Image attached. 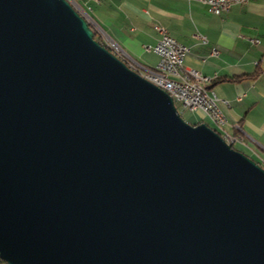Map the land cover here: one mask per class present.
<instances>
[{
  "label": "water",
  "instance_id": "obj_1",
  "mask_svg": "<svg viewBox=\"0 0 264 264\" xmlns=\"http://www.w3.org/2000/svg\"><path fill=\"white\" fill-rule=\"evenodd\" d=\"M0 259L264 264V167L69 0H0Z\"/></svg>",
  "mask_w": 264,
  "mask_h": 264
},
{
  "label": "crops",
  "instance_id": "obj_2",
  "mask_svg": "<svg viewBox=\"0 0 264 264\" xmlns=\"http://www.w3.org/2000/svg\"><path fill=\"white\" fill-rule=\"evenodd\" d=\"M71 1L146 66L160 59L153 50L160 38L155 26L167 28L189 48L185 67L212 78L208 87L221 99L228 129L241 131L235 133L241 136L236 146L264 165V0L236 4L220 15L187 0ZM214 48L219 50L216 55ZM189 111L192 123L210 121L200 110ZM0 264L7 263L0 259Z\"/></svg>",
  "mask_w": 264,
  "mask_h": 264
},
{
  "label": "built area",
  "instance_id": "obj_3",
  "mask_svg": "<svg viewBox=\"0 0 264 264\" xmlns=\"http://www.w3.org/2000/svg\"><path fill=\"white\" fill-rule=\"evenodd\" d=\"M69 1L92 26L96 39L123 60L130 69L165 90L174 99L176 107L177 103L180 105L179 108L177 107L180 114L187 110L202 111L224 140L232 147H237L239 141H235V133H241V131L231 132L228 129V118L221 106V99L213 89L208 87L212 82V78L199 70L185 67L184 60L189 48L173 37L167 28L160 25L155 26L160 38L153 50L159 55L160 59L155 66H146L132 58L104 29L91 22L83 10L71 0ZM187 1L201 2L217 15L229 12L236 4L248 2V0ZM200 38L203 42H206L204 36L200 35ZM250 41L253 44L259 43L258 39H251ZM212 53L216 55L219 50L214 48ZM160 69H169V77H160Z\"/></svg>",
  "mask_w": 264,
  "mask_h": 264
},
{
  "label": "rangeland",
  "instance_id": "obj_4",
  "mask_svg": "<svg viewBox=\"0 0 264 264\" xmlns=\"http://www.w3.org/2000/svg\"><path fill=\"white\" fill-rule=\"evenodd\" d=\"M179 104L177 103V107L179 108ZM181 115H182V117L187 121V122H189V123H192V121L189 119L190 118V111L189 110H187V111H185V112H183V113H181ZM206 124H208L209 126H213L212 125V123L210 122V121H208V120H205L204 121ZM238 149H240V150H242L241 148H239V146L237 147Z\"/></svg>",
  "mask_w": 264,
  "mask_h": 264
},
{
  "label": "bare ground",
  "instance_id": "obj_5",
  "mask_svg": "<svg viewBox=\"0 0 264 264\" xmlns=\"http://www.w3.org/2000/svg\"><path fill=\"white\" fill-rule=\"evenodd\" d=\"M160 77H169V69H160ZM215 129V128H214ZM217 131V130H216ZM219 133V131H217ZM220 134V133H219ZM221 135V134H220ZM222 136V135H221ZM235 141H241V136H235Z\"/></svg>",
  "mask_w": 264,
  "mask_h": 264
},
{
  "label": "trees",
  "instance_id": "obj_6",
  "mask_svg": "<svg viewBox=\"0 0 264 264\" xmlns=\"http://www.w3.org/2000/svg\"><path fill=\"white\" fill-rule=\"evenodd\" d=\"M95 38H96V37H95ZM192 124H195V123H192ZM212 127H213V126H212ZM213 128H214V127H213ZM234 148L237 149V150H240V149H238L237 147H234ZM240 151H242V150H240ZM242 152H243V151H242ZM247 155H248V154H247ZM259 164L262 165V166L264 167V165H263L262 163L259 162Z\"/></svg>",
  "mask_w": 264,
  "mask_h": 264
}]
</instances>
